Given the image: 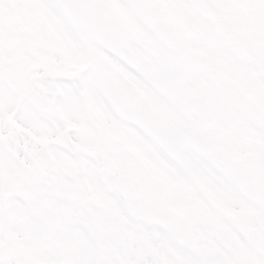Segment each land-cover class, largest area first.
I'll list each match as a JSON object with an SVG mask.
<instances>
[{"label":"flooded vegetation","instance_id":"1","mask_svg":"<svg viewBox=\"0 0 264 264\" xmlns=\"http://www.w3.org/2000/svg\"><path fill=\"white\" fill-rule=\"evenodd\" d=\"M111 1L127 28V45L138 65L133 69L120 61L119 71L156 107L195 131L211 149L237 159V172L232 175L214 168L205 157H198L197 174L185 172L180 165L172 182L175 188L168 182H163L165 187L152 188L153 176L146 174L144 180L150 184L137 196L138 208L154 213L164 220V226L135 217L114 190L106 189L103 195L87 199L95 207L104 203L105 214L111 213L108 219L117 229L116 234L114 229L112 232L119 264H143V260H150V264H222V252L230 254V264H264L263 30L252 29L258 24L238 0L230 4V13L222 0ZM197 5L209 8L211 16L200 13ZM143 11L152 12L151 21L159 31L142 22ZM160 11L167 13L175 26L166 23ZM227 15H231L229 22ZM217 25L228 26L248 58H237L221 37L211 35ZM202 34L208 37L202 38ZM59 66L62 77L54 80L66 79L69 88H74L77 69L70 68L66 61ZM52 88L55 92L47 104L56 111L63 102V87L56 82ZM65 96L64 101L69 102L70 97ZM190 100L213 117V129L207 130L202 119L198 128L186 119L185 106ZM42 113L49 115L50 111ZM107 122L110 127L124 124L128 130L121 119L116 124ZM53 123L50 128L54 137L63 128L58 124L55 129ZM63 131L59 137L77 138L75 133ZM60 182L56 178L55 185H47L46 196H58ZM62 193L66 196V189ZM221 207L231 214L224 215ZM224 232L230 237L222 238Z\"/></svg>","mask_w":264,"mask_h":264},{"label":"rangeland","instance_id":"2","mask_svg":"<svg viewBox=\"0 0 264 264\" xmlns=\"http://www.w3.org/2000/svg\"><path fill=\"white\" fill-rule=\"evenodd\" d=\"M64 1L0 0V76H6L4 78L5 82H0L1 124L8 125L6 119L7 113L13 108L20 107V113H18L17 117L18 122L33 126L44 125L35 115L38 113L34 109V106L37 104L35 108L38 111L40 106H47L46 103L53 98L51 88H44L43 92L33 94L37 96L35 99L27 92L31 93L34 89L29 86L30 83L52 86L55 81L53 79L47 81L43 76H35L37 79L28 81L25 84L21 80L24 76L21 74V71L25 57L33 60L38 58L57 59L54 53H48L52 47L60 46L61 44H73L76 37L73 31L75 26L69 22L62 10ZM241 1L247 7L249 0ZM250 2L254 5L255 14L264 18V0H250ZM225 7L228 9L227 12L230 13L231 6L226 4ZM230 20L231 15H227V22ZM252 29L263 30L264 32V19H261L257 28L253 26ZM76 35L77 43L81 49L80 60H83L85 55L88 54L87 49L89 48L85 42L80 41L83 37L78 32ZM260 45H264V43L260 42ZM257 46L261 50L259 43H257ZM94 48L95 46H92L89 49L92 61H95L94 67H92L90 72L88 71V74H82L81 79L76 84L78 95L77 98H72V102L77 106V110L75 117L72 116V118H75L76 122L82 123L80 133L77 134L78 138L81 137L78 141L83 144V141H86L85 144L94 151L103 154V145L95 133L96 131L89 124L83 94L87 90L94 100L100 104H104V90L100 92L98 87L101 86H97V80L103 76L106 68L109 73L110 68L112 69L115 64L108 55L98 50L99 48L97 50ZM26 49H28V53H26ZM12 83H16L20 87L18 92L10 89ZM26 86L27 89L25 90ZM36 100L38 103H35ZM100 106L104 108L108 105ZM27 107H33L34 110L28 109L27 113ZM107 108L110 110L109 106ZM106 114L110 122H117L111 110L107 111ZM48 118L51 120V123L54 122L53 126L55 129H58V124H61V128L63 127L62 121L52 119L51 117ZM127 132L136 144V150L143 157L156 160L154 162L160 164L162 167H170L169 164L163 163V161H171L163 160L162 153L155 148L156 146L153 143L142 138L138 132ZM9 139L14 145H16V142L17 145L24 144L23 138L19 137L15 132L11 133ZM3 147V143L0 142V149ZM19 150L18 148H14V153L19 155ZM158 154L161 155L159 156ZM190 156L195 157V155L189 152L179 162L175 163H182L188 171H195L192 173H197L199 172L197 169L198 163L196 160L193 161ZM11 157L7 159L3 156L0 157V165H5ZM135 157L137 156L134 150H127L123 155L113 157L117 161V167L122 166L119 171L117 169V175L120 171L127 172L126 164L130 162L132 164L131 168L137 166L140 170H130L128 174L133 175L136 180H139L143 188L149 187L150 183L146 184L147 182L144 180L148 171L145 166L135 160ZM45 159L46 157L40 159L41 165ZM76 159L84 164L87 172L86 175L80 177L73 173L72 164L75 158H72L62 150L59 151V154L49 157L45 161L46 170L44 171L42 165L37 174H32L30 170H27L23 175L13 177L1 172L0 177L3 178V182L1 183L7 188H10L9 186H11L16 178L21 177L25 181L22 187L24 188V192H21L20 189L15 190V192L12 191V197L7 202L6 212L11 215L13 222H10L11 228L4 231L0 246V252L4 254L3 264H115L116 259H114L113 255L115 242H108L104 239V235L113 230V228L103 227L107 226L109 222L106 218L108 215L104 212L106 208L102 206V202H99L97 207L92 206L86 199L88 195L93 194L97 197L98 194H104L103 191L102 193L100 192L102 187L98 179L99 170L102 167L99 155L94 156L93 154L92 156L84 152L80 158L78 156ZM135 162L136 165H134ZM154 162H152V169L155 167ZM153 171L155 172L154 169ZM44 174L47 175V178H45ZM55 177H61L62 188L66 189L67 194L70 192L73 194L78 193V211L73 216H64L63 213L60 215V213H56L51 209L54 204L59 202L56 196L39 195V192L46 189V185H43V182H50L54 185ZM158 180L155 179L154 181V178H152L151 184L154 181V187H157ZM142 187L140 186V188ZM62 188L59 189V194L63 201L64 194L62 193ZM18 192H21L24 198H19L20 193L18 194ZM42 229L52 232L53 239L51 242L40 243L37 241V236ZM105 243L109 246H106ZM8 249L12 252L9 256L6 254ZM182 262L179 261L176 264H182ZM142 263L150 264L151 261L143 260Z\"/></svg>","mask_w":264,"mask_h":264},{"label":"water","instance_id":"3","mask_svg":"<svg viewBox=\"0 0 264 264\" xmlns=\"http://www.w3.org/2000/svg\"><path fill=\"white\" fill-rule=\"evenodd\" d=\"M77 9H67V12L69 13V16L75 21V22H83L84 28L87 29V20H88V14L86 12V0H75ZM113 30L114 34H109L107 37H102L100 42L108 43L111 39H115V41L111 42L112 44H117L120 46V36L119 32L116 31L114 28H110ZM123 51L122 47H120ZM120 111H123L122 108L119 107ZM150 129V128H149ZM152 135L159 139L164 141V145L168 149L170 153H174V155H179L180 151L190 147L193 148L195 151H202L201 146L198 143V140L195 139V137L191 134H188L185 132V130L179 129V128H173L172 130L169 128V131L159 132L156 130H149ZM74 151V150H73ZM114 152H118V150H114ZM75 153V152H74ZM113 166L111 163H108V169L105 171V178L107 179L109 175L112 173Z\"/></svg>","mask_w":264,"mask_h":264},{"label":"bare ground","instance_id":"4","mask_svg":"<svg viewBox=\"0 0 264 264\" xmlns=\"http://www.w3.org/2000/svg\"><path fill=\"white\" fill-rule=\"evenodd\" d=\"M35 65H37L36 67H38V68H44L45 66H44V64H42V63H40V64H35ZM32 68H35L34 66H32ZM41 147V144L38 142V140H34V141H32V143L31 144H29V146H28V148L25 150V153L27 154V155H31V153H32V149L33 148H40Z\"/></svg>","mask_w":264,"mask_h":264}]
</instances>
